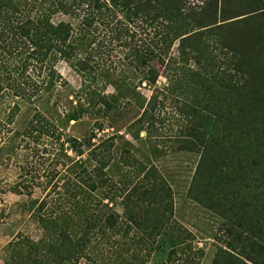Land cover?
I'll list each match as a JSON object with an SVG mask.
<instances>
[{
	"label": "trees",
	"instance_id": "16d2710c",
	"mask_svg": "<svg viewBox=\"0 0 264 264\" xmlns=\"http://www.w3.org/2000/svg\"><path fill=\"white\" fill-rule=\"evenodd\" d=\"M116 41L119 70L104 61ZM218 53L229 62L227 76L216 71ZM64 59L83 81L72 98L78 116L134 103L137 137L169 95L182 105L186 131L176 146L199 153L187 195L224 219L210 264H264V0H0V104L8 121L20 103L63 84L56 64ZM160 76L169 95L141 93L156 89ZM39 115L29 120L34 130L54 129ZM115 134L86 137L91 164L41 185L31 213L40 236L17 233L3 264H197L203 250L192 249L194 234L174 218L170 187L129 148L116 156ZM83 143L68 146L74 157L58 144L73 163ZM4 217L0 208V224Z\"/></svg>",
	"mask_w": 264,
	"mask_h": 264
},
{
	"label": "rangeland",
	"instance_id": "374dc122",
	"mask_svg": "<svg viewBox=\"0 0 264 264\" xmlns=\"http://www.w3.org/2000/svg\"><path fill=\"white\" fill-rule=\"evenodd\" d=\"M119 48L117 41L113 42L112 48L104 55L105 63L110 65L109 69L123 68L115 58L122 55ZM217 61L219 66L216 71L227 76L230 65L226 55L218 53ZM152 64L158 67L155 61H152ZM56 69L64 81L63 84H58L51 92L44 93L41 100L20 103L19 110L11 121L3 116L0 104V208L5 215L0 224V264H3L8 242L17 233L33 239L40 236L41 228L32 219L31 213L36 200L44 193L41 185L55 174L52 181L67 171L71 173L82 165L91 164L86 158L89 148L86 137L87 142L92 143L100 137L115 133L116 146L112 151L116 156H126V152L121 148H129L137 159L153 165L154 171L166 181L171 189L174 218L194 234L192 249L199 247L203 250L197 264H210L217 246L224 238V219L187 195L199 153L178 149L176 146L178 135H181V131H186L184 125L187 121L186 117H180L178 107L181 104L174 105L172 100L175 99H171L168 92L161 90L164 77H159L156 89L139 87L141 93L146 96L157 92L159 96L169 95V100L164 102L162 108L157 106L155 112L159 113L149 132L146 134L141 130L137 137H133L130 129L135 127L130 128V123L141 110L139 105L131 103L111 113L95 116L85 113L78 116L72 98L78 93L82 78L66 59L60 60ZM105 91L112 92L111 85H107ZM36 111L40 112L37 117H45L54 123V129L51 128L47 133L34 130L29 120L36 117L33 116ZM95 122H99L102 127L94 126ZM55 133H58V139H55ZM73 139H81V143L84 142L82 147L80 146L84 153L75 157L73 163H68V159L61 154V146L58 143L63 144V151L74 157L73 150L68 147ZM154 146L158 147L157 152H153ZM117 177L122 181L128 179V175L124 176L122 173ZM49 187H46L45 192ZM30 189L32 191L27 192ZM120 199L117 197L113 201L115 209L119 212L122 211ZM165 252L166 249L162 251L163 254Z\"/></svg>",
	"mask_w": 264,
	"mask_h": 264
}]
</instances>
